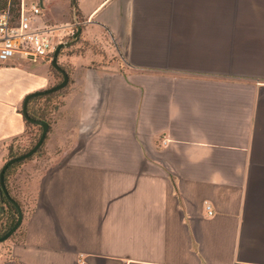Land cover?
<instances>
[{"label": "crops", "instance_id": "obj_1", "mask_svg": "<svg viewBox=\"0 0 264 264\" xmlns=\"http://www.w3.org/2000/svg\"><path fill=\"white\" fill-rule=\"evenodd\" d=\"M73 1L40 0L80 34L0 264H264V0ZM55 79L0 65V166Z\"/></svg>", "mask_w": 264, "mask_h": 264}, {"label": "built area", "instance_id": "obj_2", "mask_svg": "<svg viewBox=\"0 0 264 264\" xmlns=\"http://www.w3.org/2000/svg\"><path fill=\"white\" fill-rule=\"evenodd\" d=\"M40 13V0H18L16 16L9 8L0 10V64L14 56L49 63L54 48L73 39L80 25L78 20L73 18L64 24L47 26L38 24ZM89 129L80 125L78 132L85 133ZM203 208L207 216L212 215L207 202H203Z\"/></svg>", "mask_w": 264, "mask_h": 264}, {"label": "water", "instance_id": "obj_3", "mask_svg": "<svg viewBox=\"0 0 264 264\" xmlns=\"http://www.w3.org/2000/svg\"><path fill=\"white\" fill-rule=\"evenodd\" d=\"M71 3L73 4V0H71ZM79 34H80V30L78 27L75 34H74L73 39L70 42L58 44L54 48V51L52 53L49 64H50V67L54 71L58 72L61 75V80L57 84L51 86L48 89L26 95L24 97L22 103H21L20 114H21L23 120L30 123V124L38 126L41 131H40L39 137L37 138L36 142L33 144V146H31L30 149H28L26 152H24L23 154H21L17 157L6 160L5 163L2 165V167L0 168V190L4 194L5 198L10 202V204L16 210V221L2 236H0V243L7 240L16 231V229L19 227L21 220H22V212H21L20 207L18 206V204L13 199H11L8 196V194L5 190V186H4V182H3L4 173L12 164L26 160L27 158L33 156L34 153L42 145L44 138H45L47 131H48L47 123L40 121V120H33V119L28 117V115H27V104H28L29 100L32 98L45 96V95L54 93V92L64 88L67 85V82H68L67 73L58 65L57 56H58L60 49L69 47L71 44L76 42L78 37H79Z\"/></svg>", "mask_w": 264, "mask_h": 264}, {"label": "rangeland", "instance_id": "obj_4", "mask_svg": "<svg viewBox=\"0 0 264 264\" xmlns=\"http://www.w3.org/2000/svg\"><path fill=\"white\" fill-rule=\"evenodd\" d=\"M69 1H71V0H51L52 6H54L56 8H58V7H60V8H62V7L63 8L68 7ZM68 42H70V41H68ZM67 48L68 47L60 49V51H59L58 54H61L62 57L60 59H57L58 65H64L65 66L63 56L69 52L68 51L69 49H67ZM71 51H73V49ZM38 64L39 63H37V64H31V65L36 66V68H39L41 70L43 67L42 66H39ZM46 64H48L49 72L51 74H53L55 76V78H56V81L59 82L60 81L59 76L55 74L54 70L50 67V64L49 63H46ZM56 81H55V83H57ZM57 99H58V97L54 98L53 101L54 102H55V100L58 101ZM38 128L39 127H33V128L32 127H28L26 129V131H25V134L21 138L16 139L15 141H13L10 144L11 149H12V152H14L17 155H20V154H23L24 152H26L28 149H30L31 147L29 145L31 143V140L34 137H38V134H40ZM6 160H8V154H7V152H6V154L3 156L2 160H1V166H0V168L5 163ZM23 172H25V171H23ZM21 176H23V175H21ZM19 177H20V175H18V177L17 176H12V178L9 177V179L7 181V185H6L5 190L8 193H10L12 196H17V197H19L22 200V203L24 204L23 205L24 208H21V210L23 212L24 209L25 210L28 209V207L30 205L31 196L26 193V191L24 189V186L23 185H20L21 180H20ZM12 219H15V217L14 218H11V220H8V223L6 224L5 227H1L0 226V236L9 228V225H10V222L12 221ZM18 229H19V227L16 229V231ZM21 230L22 229H19L17 231V234L15 236H13V234L16 232L15 231L7 240H5L4 242L0 243V246H7V245H9L10 239H12V238H13L14 241L19 240L20 239V232H21Z\"/></svg>", "mask_w": 264, "mask_h": 264}, {"label": "trees", "instance_id": "obj_5", "mask_svg": "<svg viewBox=\"0 0 264 264\" xmlns=\"http://www.w3.org/2000/svg\"><path fill=\"white\" fill-rule=\"evenodd\" d=\"M17 3H18V0H0V10L9 8L10 9V12L13 14V16H16V6H17ZM71 8L73 10H75L74 1H73V4L71 3ZM73 13L76 16V12L74 11ZM60 55L61 54H58V57ZM58 57H57V59H58ZM59 66L66 72V69L62 65H59ZM54 72H55L56 75L59 76V78L61 80V75L58 72H56V71H54ZM55 81H56V79H55ZM57 83H55V84H57ZM65 88H66V86L64 88H62V89L54 92V93H51V94H48V95H45V96H40V97H35V98L30 99L29 102H28V104H27V115H28V117L31 118V119H33V120L43 121V122L47 123V125H50L51 115L55 111V109H56V107L58 106V103H59V101H56L55 100V102H54L53 100L56 97H60L64 93ZM24 122H25L26 129L28 127H32V128L33 127H38V126L33 125V124H30V123H28L26 121H24ZM38 130H39V133H40V131H41L40 128H38ZM38 137H39V134H38ZM38 137H34L31 140V143L29 145L30 147L33 146V144L36 142V140H37ZM41 149H42V145H41L40 149H38L34 153V155H36L38 152H40ZM7 154H8V159H11V158H14V157L19 156V155L15 154L14 152H12L11 146L8 147ZM31 157L27 158L26 160L31 159ZM26 160H23V161H20V162H17V163L12 164L5 171V173H4V179H3L5 188H6L7 181L9 179V177H11L14 174L15 170L24 161H26ZM13 200L18 204V206L21 209L22 207H21L20 203L14 197H13ZM14 222H15V219H12V221L10 222V225L9 226H12V224Z\"/></svg>", "mask_w": 264, "mask_h": 264}, {"label": "flooded vegetation", "instance_id": "obj_6", "mask_svg": "<svg viewBox=\"0 0 264 264\" xmlns=\"http://www.w3.org/2000/svg\"><path fill=\"white\" fill-rule=\"evenodd\" d=\"M7 192V191H6ZM8 196L13 199L12 195L10 193H8ZM15 217V221H16V210L14 209V207L10 204V202L5 198L4 194L2 193V191L0 190V226L1 227H5L6 224L8 223V220H11V218ZM14 224V223H13ZM12 224V225H13ZM11 226H9L10 228ZM8 228V229H9ZM7 229V230H8ZM6 230V231H7ZM5 231V232H6ZM4 232V233H5ZM3 233V234H4ZM2 234V235H3ZM1 235V236H2Z\"/></svg>", "mask_w": 264, "mask_h": 264}]
</instances>
